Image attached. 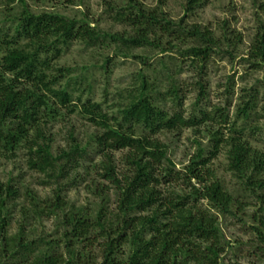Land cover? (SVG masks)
<instances>
[{
	"label": "trees",
	"instance_id": "1",
	"mask_svg": "<svg viewBox=\"0 0 264 264\" xmlns=\"http://www.w3.org/2000/svg\"><path fill=\"white\" fill-rule=\"evenodd\" d=\"M203 2L186 0L185 12ZM116 17L134 29V37L122 39L133 47L153 46L154 37L164 35L175 41L193 40L194 45L182 55L198 71L197 104L203 102L207 96L203 71L216 49L224 43L233 46L228 34L215 37L199 26L187 28L182 21L174 23L166 18L159 8L147 10L133 0L119 9ZM8 18L0 19V156L26 149L32 171L59 181L71 176L81 167L87 146L71 135L70 148L55 155L43 130L45 123L64 117L59 110L65 108L66 115L77 113L99 131L94 144L104 160L96 168L100 179L109 185L99 182L87 188L101 201L93 217L85 209L69 207L62 189L43 199L31 190L25 189L23 194L13 183L0 181V264H223V235L217 214L212 212L232 215L239 199L207 169L221 143L229 148L228 171L241 182L245 194L262 204L253 230L264 246V155L248 144L242 130L230 124L224 110H202L199 119L186 118L180 112L169 114L154 105L150 96L153 89L143 81L118 118L109 119L97 103L74 104L64 71L59 69L53 76L50 67V55L56 57L61 46L73 41L91 45L100 35L87 23L55 13L34 14L23 4L21 12L9 21L14 27L9 36L1 26ZM261 29L249 51L253 63H264ZM255 109L253 100L244 101L236 116L250 120ZM208 122L213 123L209 132L212 150L205 158L199 150L182 172L176 171L154 136L163 130L173 132ZM221 128L230 133L227 138L218 130ZM118 150L126 151L122 158L125 174L115 172L109 155ZM176 181L183 192L164 189L172 188ZM109 187L116 199L112 211L104 207ZM15 216L18 228L11 232ZM51 216L60 225L61 234L56 238L36 236L34 225ZM94 248L100 260L94 258Z\"/></svg>",
	"mask_w": 264,
	"mask_h": 264
},
{
	"label": "rangeland",
	"instance_id": "2",
	"mask_svg": "<svg viewBox=\"0 0 264 264\" xmlns=\"http://www.w3.org/2000/svg\"><path fill=\"white\" fill-rule=\"evenodd\" d=\"M128 1L80 0L70 4L67 0H0V19L9 16V20L1 26L4 33L10 36L14 27L9 21L21 12L23 4L34 14L55 13L87 23L90 30L100 35L96 43L88 45L73 41L61 46L56 57L50 55L51 73L55 76L57 70L64 71L74 104L97 103L109 119L118 118L121 110L137 95L141 83L146 81L153 89L150 96L154 105L169 114L180 112L186 118L199 119L202 110L215 107L224 110L230 124L242 130L248 144L264 155V63H253L249 58L257 32L260 28L264 29V0H204L201 6L189 13L184 9L186 0H133L147 10L159 8L166 18L174 23L182 21L187 28L199 26L211 31L215 37L228 34L232 38L233 46L227 47L224 43L221 49H216L203 71L202 81L207 96L199 105L198 71L192 61L182 55L194 45V41H175L173 37L164 35L161 39L154 37L153 46L125 44L122 39L134 37L135 31L126 22H119L116 14ZM113 36L118 38L113 39ZM250 100L256 103L252 118H237L238 106ZM59 111L64 117L45 123L43 130L50 138L55 155L70 148L71 135L76 142L86 145L87 152L81 167L68 178L60 181L50 179L29 168L28 151L21 148L11 155L0 156V181L13 183L23 194L25 189L31 190L43 199L52 198L54 191L62 189V198L69 207L85 209L94 217L101 201L95 199L87 188L99 182L109 185L100 179L99 169L96 168L104 160L94 144V136L99 131L77 113L66 115L65 108ZM212 125L208 122L173 132L163 130L154 138L164 146L175 170L182 172L199 150L204 152V158L212 150V135L209 134ZM213 128L217 129L216 126ZM218 130L224 138L230 135L227 129ZM136 131L139 133L140 129ZM219 146V152L209 161L207 169L234 198L239 199L232 215L212 212L217 214L223 235L221 261L223 264H264V246L260 245L253 230L254 218L260 215L262 204L257 198L244 193L241 182L228 171V146L225 143ZM124 154L126 151L122 150L109 152L118 174L127 172L122 162ZM171 186L164 189L184 191L178 187V181ZM115 203V195L110 188L104 207L112 211ZM202 206L206 208L205 203ZM14 218L11 232L18 228L19 218ZM58 227L60 225L53 216L40 219L34 225L36 236L49 238L61 234L62 230ZM93 252L94 258L100 260L95 248Z\"/></svg>",
	"mask_w": 264,
	"mask_h": 264
}]
</instances>
